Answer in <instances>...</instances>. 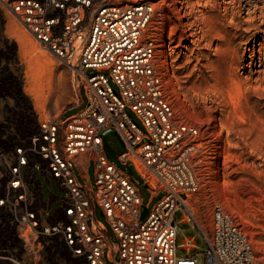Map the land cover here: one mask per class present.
<instances>
[{
  "label": "built area",
  "instance_id": "built-area-1",
  "mask_svg": "<svg viewBox=\"0 0 264 264\" xmlns=\"http://www.w3.org/2000/svg\"><path fill=\"white\" fill-rule=\"evenodd\" d=\"M0 5L41 49L70 65L86 96L77 112L38 121L30 135L0 149V214L16 226L24 251L40 253L56 241L81 264H198L196 256L176 253L174 215L183 209L180 221L196 222L188 201L200 183L204 147L198 129L177 119L166 96L156 42L147 34L151 7L112 0H0ZM109 128L125 144L119 162L133 167L139 181L106 157L102 132ZM79 157L83 184L74 173ZM90 163L95 188L88 179ZM142 188L149 193L147 203ZM94 205L114 242L105 225L88 222ZM212 220L204 264H262L221 206L214 207ZM194 246L191 237L183 242L187 251Z\"/></svg>",
  "mask_w": 264,
  "mask_h": 264
},
{
  "label": "rangeland",
  "instance_id": "rangeland-1",
  "mask_svg": "<svg viewBox=\"0 0 264 264\" xmlns=\"http://www.w3.org/2000/svg\"><path fill=\"white\" fill-rule=\"evenodd\" d=\"M112 1L152 5L147 34L156 42V64L166 96L177 119L198 129L197 139L204 147L200 183L188 201L196 222H181L183 209L174 215L179 226L177 255L196 256L198 264L205 263L212 212L219 205L247 235L255 260L264 264V0ZM25 88L35 92L38 108ZM79 100L81 105L75 107ZM85 103L70 65L41 49L0 5V149L9 150L30 135L38 121H58ZM102 140L108 160L127 171L130 166L118 160L125 144L117 130H104ZM74 173L83 184L77 168ZM87 173L95 188L93 164ZM44 191L48 193L46 185ZM54 192L61 195L55 187ZM143 192L147 203L149 193ZM164 194L153 198L151 205ZM59 204L53 203L51 212ZM93 211L88 222L105 225L114 242L99 207L94 205ZM0 218V264H81L56 241L40 253H27L16 226L7 215ZM187 237L195 242L190 251L183 249Z\"/></svg>",
  "mask_w": 264,
  "mask_h": 264
},
{
  "label": "bare ground",
  "instance_id": "bare-ground-1",
  "mask_svg": "<svg viewBox=\"0 0 264 264\" xmlns=\"http://www.w3.org/2000/svg\"><path fill=\"white\" fill-rule=\"evenodd\" d=\"M151 6H152V5H151ZM151 6H150V7H151ZM151 10H152V8H151ZM30 87H32V86H30ZM25 91H26L29 95L33 96V99H34V101H33L34 107H35V108H38V107H39V103H38V99H37V96H36L35 92H34L33 90H31V88H25Z\"/></svg>",
  "mask_w": 264,
  "mask_h": 264
},
{
  "label": "crops",
  "instance_id": "crops-1",
  "mask_svg": "<svg viewBox=\"0 0 264 264\" xmlns=\"http://www.w3.org/2000/svg\"><path fill=\"white\" fill-rule=\"evenodd\" d=\"M75 107H77V105L75 106ZM78 160H79V162H80V166L77 168L78 169V171L80 172V174L83 176V169H82V167H81V163L83 162V158L82 157H79L78 158ZM133 168V167H132ZM134 170V169H133ZM135 171V170H134ZM135 173H136V171H135ZM137 174V173H136ZM137 176H138V174H137ZM139 177V176H138ZM139 179H140V177H139Z\"/></svg>",
  "mask_w": 264,
  "mask_h": 264
},
{
  "label": "trees",
  "instance_id": "trees-1",
  "mask_svg": "<svg viewBox=\"0 0 264 264\" xmlns=\"http://www.w3.org/2000/svg\"><path fill=\"white\" fill-rule=\"evenodd\" d=\"M128 173L130 174V176L132 177V179L134 178V177H137L138 178V181H139V177L137 176V174L135 173V171L133 170V168H131V167H128ZM142 190H143V188H142Z\"/></svg>",
  "mask_w": 264,
  "mask_h": 264
},
{
  "label": "water",
  "instance_id": "water-1",
  "mask_svg": "<svg viewBox=\"0 0 264 264\" xmlns=\"http://www.w3.org/2000/svg\"><path fill=\"white\" fill-rule=\"evenodd\" d=\"M140 195H143V190H140ZM146 214V209L143 210V212L141 213V217H143Z\"/></svg>",
  "mask_w": 264,
  "mask_h": 264
}]
</instances>
